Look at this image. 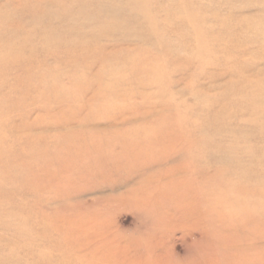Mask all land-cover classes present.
<instances>
[{
  "label": "rangeland",
  "instance_id": "1",
  "mask_svg": "<svg viewBox=\"0 0 264 264\" xmlns=\"http://www.w3.org/2000/svg\"><path fill=\"white\" fill-rule=\"evenodd\" d=\"M0 264H264V0H0Z\"/></svg>",
  "mask_w": 264,
  "mask_h": 264
}]
</instances>
